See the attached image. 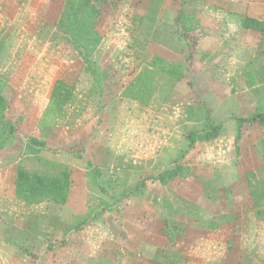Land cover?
I'll return each mask as SVG.
<instances>
[{"label":"rangeland","instance_id":"374dc122","mask_svg":"<svg viewBox=\"0 0 264 264\" xmlns=\"http://www.w3.org/2000/svg\"><path fill=\"white\" fill-rule=\"evenodd\" d=\"M65 2L0 0V87L10 105V116L19 123L15 138L2 148L21 157L20 165L30 171L51 174L60 163L71 170L91 171L90 180L98 178L100 185L95 183L108 204H101L90 193L87 201L94 209L86 215L92 218L107 215L104 209H124L118 199L173 192L178 183L164 189L153 177L170 167L172 159L164 155L184 149L178 144L182 136L178 128L189 107L176 98L187 100L188 92H176L180 80L160 73L149 63L162 47L168 54L177 53L183 59L177 63L179 71L188 82L193 68H188L190 53L194 59L196 54L217 55V51L215 62L231 65L236 56L254 52L255 58L247 64L252 76L256 64L264 60L260 53L262 33L243 31L241 20L245 15L262 18L264 0L97 2L101 9L97 28L103 42L93 59L102 69L101 84L63 37L59 19ZM206 37L213 38L214 46L204 44ZM57 79L74 85L79 99L65 108L54 125L39 127L50 129L49 133L40 134L31 125L22 133L20 127L35 97L48 93ZM19 117H23L20 122ZM30 136L46 140L44 153H30ZM71 146L75 155L69 153ZM79 152L81 157L76 155ZM82 179L79 172L75 174V181ZM143 181L149 185L142 186Z\"/></svg>","mask_w":264,"mask_h":264},{"label":"crops","instance_id":"0c3cea01","mask_svg":"<svg viewBox=\"0 0 264 264\" xmlns=\"http://www.w3.org/2000/svg\"><path fill=\"white\" fill-rule=\"evenodd\" d=\"M259 19L264 20V15ZM212 39L206 37L204 44L214 46ZM216 53L195 55L191 71L196 89L183 77L177 84L176 92L188 93L187 100H176L186 101L195 110L194 120L189 121L186 113L178 128L182 131L178 144L184 149L164 155L172 159L166 169L174 168L184 155L190 175L166 185L156 182L164 189L178 183L173 192L118 199L124 209H104L107 215L75 229L94 209L87 201L90 193L108 205L94 177L90 180L91 171L72 168L65 204L50 200L30 204L17 194L21 157L0 148V264H264V125L238 120L252 116L264 104V60L256 64L251 76L247 64L255 58L254 52L236 56L231 65L215 62ZM176 54L162 47L155 55L182 63ZM52 89L35 97L20 127L22 133L28 125L40 134L50 132L41 130L39 124ZM210 120L222 124L218 137L188 148V132L207 129ZM78 172L83 179L77 182Z\"/></svg>","mask_w":264,"mask_h":264},{"label":"trees","instance_id":"16d2710c","mask_svg":"<svg viewBox=\"0 0 264 264\" xmlns=\"http://www.w3.org/2000/svg\"><path fill=\"white\" fill-rule=\"evenodd\" d=\"M102 0H66L64 9L61 13L59 23L62 29L63 37L67 44H70L78 53L79 57L86 64V68L90 73L94 74V79L97 84H101L103 79L102 69L93 59L96 51L103 42V35L99 32L97 24L101 17V9L97 6V2ZM2 11L0 9V15ZM241 26L245 29H254L262 33L261 55L264 56V20L254 16L245 15L241 20ZM188 68H192L193 54L188 55ZM149 66L158 70L162 74L174 76L180 80L183 77V72L179 71L180 64L167 62L160 56H154ZM189 84L196 89V85L192 79ZM77 88L68 82L57 79L54 82L51 97L39 124L40 128H47L56 123L58 118L64 112L65 108L78 100ZM264 101V94H263ZM264 104L258 111L248 118H238L241 123L244 122H260L264 125ZM9 103L1 92L0 87V128H3V133H0V148L10 139H14L15 133L19 128V123H15L14 119L9 114ZM202 108L206 115V119H210L209 111L203 103ZM194 106L188 108V120H194ZM6 118V119H5ZM23 117H19V122ZM222 128L221 123H215L210 120L208 128L203 130H192L188 132L187 140L188 148H192L198 141L211 140L218 137ZM240 132L237 135L239 141ZM28 149L30 153L36 154L40 150L47 148V142L38 139L37 137H28ZM70 154L75 155V147L71 146ZM82 156L81 152L76 154ZM185 158L183 155L176 161V166L161 172L153 179L163 185L168 184L177 177L188 178L190 175V167L185 165L180 159ZM42 160L41 158H39ZM47 164L54 165L50 161H45ZM55 172L40 173L30 171L19 165L17 176V194L24 198L28 203H40L43 200H50L56 205L65 204L68 201L70 188L72 183V170L69 165L57 164ZM97 181V178H95ZM142 186L146 182L141 183ZM137 189V187H136ZM91 214L83 216L80 221L74 226L75 229L82 228L91 219Z\"/></svg>","mask_w":264,"mask_h":264}]
</instances>
